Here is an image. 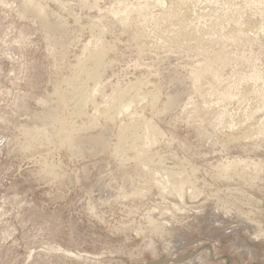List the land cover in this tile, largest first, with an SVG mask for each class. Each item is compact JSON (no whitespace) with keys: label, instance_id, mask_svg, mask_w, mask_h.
<instances>
[{"label":"rangeland","instance_id":"374dc122","mask_svg":"<svg viewBox=\"0 0 264 264\" xmlns=\"http://www.w3.org/2000/svg\"><path fill=\"white\" fill-rule=\"evenodd\" d=\"M0 264H264V0H0Z\"/></svg>","mask_w":264,"mask_h":264},{"label":"bare ground","instance_id":"6f19581e","mask_svg":"<svg viewBox=\"0 0 264 264\" xmlns=\"http://www.w3.org/2000/svg\"><path fill=\"white\" fill-rule=\"evenodd\" d=\"M40 7V6H39ZM126 6H124V8L122 7H120L121 8V10H125L126 8H125ZM120 8L118 9V10H120ZM131 8V7H130ZM31 9V8H30ZM29 9V10H30ZM33 9V8H32ZM127 9H129V7H127ZM126 9V10H127ZM40 10H42L41 8L38 10V9H36V7L32 10L33 11V14H35L36 16L37 15H41L42 14V12L40 11ZM130 11H131V9H130ZM118 12V11H117ZM121 12V11H120ZM44 23V22H43ZM46 24V23H45ZM47 25V24H46ZM53 28V27H52ZM194 28V27H193ZM54 29V28H53ZM185 30V29H184ZM233 32V31H232ZM199 33V32H198ZM201 33V32H200ZM239 35V34H238ZM236 37H237V35H236ZM235 40V39H234ZM102 53V52H101ZM101 53H99V54H97L96 53V55H94V53H93V58H95L94 60H96V61H94L96 64H97V66L99 65V63H100V54ZM221 53V52H220ZM91 54V53H90ZM102 57H103V55H101ZM223 56V55H222ZM214 57H216V56H214ZM219 57H220V55H219ZM91 58V57H90ZM224 58V57H223ZM90 60V59H89ZM207 60V59H206ZM215 61H216V59H214ZM220 60H222V58L220 59ZM219 60V61H220ZM93 61V60H92ZM209 61V60H208ZM207 61V62H208ZM212 61V60H211ZM214 61V62H215ZM223 61V60H222ZM222 61H220V62H222ZM228 61V60H227ZM79 63V62H78ZM93 63V62H92ZM223 63H224V61H223ZM228 63V62H227ZM96 64H95V66H96ZM221 64V63H220ZM203 65V64H202ZM95 66H94V68H92V70H90V71H86V72H88V75H93L94 73H95V69H97V68H95ZM96 66V67H97ZM222 66V65H221ZM200 67H201V65H200ZM86 68V67H85ZM99 68V67H98ZM221 68V67H220ZM220 68H218L219 70H220ZM196 71V73H194ZM195 71L194 72H192V73H194L193 75H196V77L198 76V78H199V75L200 74H203V73H211V75L213 76V77H216L215 75H216V73H217V69H216V66H215V63L213 64V62H208L207 64H206V62H205V65L203 66V67H201V68H197V70L195 69ZM85 73V72H84ZM81 74V73H80ZM204 75V74H203ZM202 75V76H203ZM210 75V74H209ZM218 75V74H217ZM201 76V75H200ZM206 76V75H205ZM204 76V77H205ZM93 77V76H92ZM195 77V78H196ZM212 77V78H213ZM94 78V77H93ZM206 78V77H205ZM210 78H211V76H210ZM200 79V78H199ZM197 80V79H196ZM213 80H215V78L213 79ZM217 80V79H216ZM197 81H199V80H197ZM211 81V80H210ZM80 82V81H79ZM212 83V82H211ZM212 86V85H211ZM227 86V85H226ZM226 86H225V88H226ZM231 86V85H230ZM80 86H79V84H78V86H77V88H79ZM82 88V87H81ZM228 88V87H227ZM226 88V90H223V92H222V95H221V97L222 96H230V91H229V89H227ZM72 90V89H71ZM136 91V90H135ZM96 92V91H95ZM77 93V92H76ZM87 93V92H86ZM90 93V92H89ZM177 94V93H176ZM221 94V93H220ZM136 95V94H135ZM150 95V94H149ZM60 96V95H59ZM141 96V95H140ZM176 96V95H175ZM57 97H58V95H57ZM61 97V96H60ZM92 97V96H91ZM224 98V97H223ZM226 98V97H225ZM62 99V98H61ZM61 99H59V100H61ZM108 99V98H107ZM137 99V98H136ZM176 99V98H175ZM174 98H171V100H170V103L169 104H173L172 102L175 100ZM58 100V99H57ZM204 100V99H203ZM62 101H63V99H62ZM59 102V101H58ZM61 102V101H60ZM121 103V102H120ZM125 103H127V102H125ZM120 104L121 106H122V108H119L120 110H122V112H123V110H126L129 106H128V103H130V102H128L127 104ZM201 103V102H200ZM55 104H57V101L55 102ZM85 104V103H84ZM119 104V103H118ZM205 104V103H204ZM47 105V104H46ZM130 105V104H129ZM53 106V104L50 106V108L47 110V112H44V114L46 113V115H45V117L43 116L42 118H43V121H44V123L43 124H51L52 122H55V121H58V122H60L59 124H60V128H58V131H57V133L58 134H60L62 137H67V139H69L68 137H70L71 135L69 134V131H68V129H66V128H64V123L61 121V118L59 117V114H58V107L57 108H55L54 106ZM120 106V107H121ZM173 106V105H172ZM193 107V106H192ZM198 107V106H197ZM47 108V107H46ZM55 108V109H54ZM166 108H167V106H166ZM118 109V110H119ZM197 109V108H196ZM202 109V108H201ZM200 108H199V110L201 111V112H203L202 110H201ZM60 110V109H59ZM119 110V111H120ZM203 110H204V108H203ZM219 110V109H218ZM197 111H198V109H197ZM205 111H206V109H205ZM207 111H209V110H207ZM206 111V112H207ZM213 111V110H212ZM211 111V112H212ZM122 112H120V113H122ZM199 112V111H198ZM224 112L226 113V111H224V110H221V112H218L219 113V117L221 116H223V114H224ZM124 113V112H123ZM205 113V112H204ZM210 113V112H209ZM212 113H214V112H212ZM218 113H217V117H218ZM200 114V113H199ZM204 115V114H203ZM215 115V114H214ZM130 116V115H129ZM205 116H206V113H205ZM209 116V115H208ZM208 116H206V117H208ZM193 117V116H192ZM220 117V118H221ZM219 118V119H220ZM218 119V118H217ZM40 120H42V119H40ZM39 120V121H40ZM218 121H216V123H217ZM40 123H42V122H40ZM144 123V122H143ZM220 123V121L218 122V124ZM45 125V128L44 127H42V130H43V128L44 129H46V127L48 126H46ZM137 125V124H136ZM52 125H50V127H51ZM151 126V125H150ZM213 126H215V123L212 125V127ZM216 126H218L217 124H216ZM29 128V127H28ZM54 128V127H53ZM147 128V127H146ZM202 128V127H201ZM252 128V127H251ZM104 129V128H103ZM124 129H126V128H124ZM148 129V128H147ZM149 129H152V127H150ZM212 129H214L215 130V127L214 128H212ZM145 130V129H144ZM143 130V131H144ZM156 130V129H155ZM155 130H152L153 131V133L155 132ZM258 130V129H257ZM52 131V130H51ZM126 131V130H125ZM135 131V130H134ZM142 131V132H143ZM147 131V130H146ZM212 131V130H211ZM44 132H47V131H44ZM71 133V132H70ZM152 133V134H153ZM156 133V132H155ZM204 133V132H203ZM44 134V133H43ZM133 134V133H132ZM149 134V133H148ZM151 134V133H150ZM151 134V135H152ZM208 134V133H207ZM57 135V134H56ZM143 135V134H142ZM145 135V134H144ZM45 136V135H44ZM101 136H99L98 138H100ZM149 138H150V136H148ZM147 137V138H148ZM98 138H96L97 140H95V138H92L91 137V140L92 139H94V141L96 142V143H98V144H95V145H98V147H99V143H104V140L105 139H98ZM103 138V137H102ZM66 139V140H67ZM81 139V140H80ZM80 139H78L77 137L75 138H71L70 139V142H69V140H67L69 143H70V147L72 148V150H75V151H85L86 152V149H84V141H83V139L82 138H80ZM152 139V138H151ZM51 140V139H50ZM137 140V139H136ZM149 140V139H148ZM93 141V140H92ZM93 141V142H94ZM149 141H151V140H149ZM152 141H154L153 139H152ZM86 142V141H85ZM88 142H91L89 139H88V141H87V143ZM94 142V143H95ZM106 142V141H105ZM94 143H93V145H94ZM149 143V142H148ZM86 144V143H85ZM89 144V143H88ZM150 144V143H149ZM60 145V144H59ZM89 145H92V142H91V144H89ZM89 145H88V147H89ZM151 145V144H150ZM118 146V145H117ZM87 147V146H86ZM102 147V150H103V146H101L100 145V147L99 148H101ZM104 147H105V144H104ZM98 148V149H99ZM84 149V150H83ZM90 149H92V147L90 146ZM89 149V150H90ZM72 152H74V151H72ZM90 152V151H89ZM84 153V152H83ZM228 164V163H227ZM232 165H234V164H232ZM223 166H225V165H223ZM222 166V167H223ZM228 166H231V163L230 164H228ZM227 167V166H226ZM223 168H225V167H223ZM222 170V169H221ZM227 170V169H226ZM229 170V169H228ZM168 171V170H167ZM157 172V171H156ZM169 172V171H168ZM227 172V171H226ZM167 173V172H166ZM171 173V172H170ZM224 173V172H223ZM173 174V173H172ZM237 175V174H236ZM165 178V177H164ZM166 179H168V177L166 178ZM170 179V178H169ZM161 180V179H160ZM164 182H167L166 180L164 181ZM181 182V181H180ZM160 183V182H159ZM167 183H170V181L168 180V182ZM171 184V183H170ZM170 184H168V186L170 185ZM182 184H184V183H182ZM181 184H179V186H180ZM166 186V185H165ZM168 186H166V187H168ZM176 186V185H175ZM178 186V185H177ZM178 186V187H179ZM181 187V186H180ZM179 187V188H180ZM165 188V187H164ZM173 188H174V185H173ZM176 188V187H175ZM174 188V189H175ZM182 188V187H181ZM180 188V189H181ZM166 189V188H165ZM177 189V188H176ZM179 189V191H181ZM183 189V188H182ZM183 192H184V190H182ZM177 192H178V189H177ZM176 192V193H177ZM178 193H180L179 195H181V192H178ZM183 201V200H182ZM246 222V221H245ZM254 235H256L255 233H254ZM152 250V249H151ZM172 256H173V254H172Z\"/></svg>","mask_w":264,"mask_h":264}]
</instances>
